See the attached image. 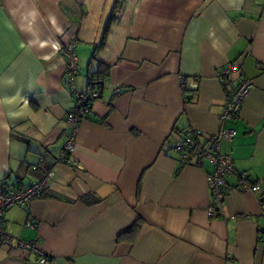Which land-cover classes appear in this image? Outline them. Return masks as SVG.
<instances>
[{"label":"crops","instance_id":"0c3cea01","mask_svg":"<svg viewBox=\"0 0 264 264\" xmlns=\"http://www.w3.org/2000/svg\"><path fill=\"white\" fill-rule=\"evenodd\" d=\"M72 41L78 88L102 80L61 156L73 102L56 48ZM232 63L252 88L221 151L261 191L231 190L212 218L210 166L180 168L173 145L195 130L203 147L221 131L229 90L217 75ZM48 171L44 193L4 215L13 245L0 264H37L14 247L36 236L56 264H264V0H0V185ZM135 221V240H119Z\"/></svg>","mask_w":264,"mask_h":264},{"label":"built area","instance_id":"2783aa9c","mask_svg":"<svg viewBox=\"0 0 264 264\" xmlns=\"http://www.w3.org/2000/svg\"><path fill=\"white\" fill-rule=\"evenodd\" d=\"M74 46V41L66 44L65 46H57V50L62 55L64 64V83L65 88L69 93V97L73 102V107L67 113L66 121L69 126V134L66 143L61 151V156L65 153H72L76 147V135L78 132L79 124L87 119L91 114L93 103L99 98V93L90 88L80 90L78 88V58ZM240 66L232 63L228 67L220 68L217 75L220 82L226 84L229 93L226 103L222 109L220 116L221 131L211 138L204 147H201V132L191 131L186 136L176 140L174 145V153L177 155V165L179 167L188 166L191 161H198L197 154L202 162H206L211 171L207 174V188H209V206L206 209L207 214L212 217H222L224 215L223 205L225 196L231 190L240 193H260L261 188L258 182H248V177L244 173L236 172L231 156L221 151V145L224 142H231L235 137L233 128L226 126V123L231 122L239 114L243 104L245 103L246 96L252 88V82L247 79L236 80L234 73L238 72ZM180 84H187L192 90L197 88L196 79H180ZM119 91L116 90V94ZM62 161V158H60ZM235 176L237 184L235 188L228 185L226 178ZM53 177V172L48 171L39 180L30 182L27 186L21 187L16 185L10 192H4L2 184L0 185V248L11 250L13 239L5 233L4 215L12 207L22 208L29 204L32 200L39 198L47 188V181ZM228 219H232L229 217ZM27 229L34 230L36 224L34 221H28L25 224ZM38 237L36 236L31 241H17L15 249L21 253L34 254L36 256L37 264H56L50 257L43 253L38 246Z\"/></svg>","mask_w":264,"mask_h":264},{"label":"trees","instance_id":"16d2710c","mask_svg":"<svg viewBox=\"0 0 264 264\" xmlns=\"http://www.w3.org/2000/svg\"><path fill=\"white\" fill-rule=\"evenodd\" d=\"M107 31H108V29L107 28H105V30H104V32L102 33V39H101V41L99 42V44L98 45H96L95 46V48H94V51H93V54H92V58H95V53H96V51L98 50V48H101V46H103V43H104V41H105V35L107 34ZM99 67H101V65H99ZM78 77H79V72H78ZM101 80H102V77H100V71L99 72H97V73H94V74H91L89 77H88V83H86L87 84V88H90V89H92V90H95V91H97L98 93H99V97H100V82H101ZM223 83V82H222ZM181 85V84H180ZM223 85L224 86H226V84L225 83H223ZM181 89H182V92L185 94V93H189V92H195L194 90H192V89H190L189 87H188V85L185 83V84H182L181 85ZM191 101V97H188V96H186L185 95V98H184V103L186 104V103H189ZM235 118H237V117H235ZM88 119V118H87ZM235 120V119H234ZM234 120H232V121H234ZM191 131H194V130H191ZM191 131H189V132H191ZM235 131V130H234ZM189 132H187V133H189ZM236 132V131H235ZM236 134V133H235ZM187 134H184L182 137H184V136H186ZM181 137V138H182ZM202 137V136H201ZM178 139H180V138H178ZM177 139V140H178ZM201 139V138H200ZM235 139V138H234ZM233 139V140H234ZM232 140V141H233ZM231 141V142H232ZM209 142H211V140L210 141H208V143ZM176 143V142H175ZM207 143V144H208ZM206 144V145H207ZM223 144V143H222ZM175 145V144H174ZM174 145H173V152H174ZM204 147V146H203ZM200 153V155L202 154V152H199ZM199 154H197V162L198 163H200V162H202V160H200V156ZM175 156H176V162H177V155L175 154ZM231 160H232V158H231ZM233 164H234V162H233ZM179 166V165H178ZM234 168H235V166H234ZM236 170V169H235ZM236 172H239L238 170H236ZM239 173H242V172H239ZM245 174V173H244ZM247 175V174H246ZM232 177H235V176H232ZM247 177H248V182H250V183H255V182H258V181H255V180H251L250 179V177L247 175ZM236 178V177H235ZM236 180H237V178H236ZM2 183H4V182H2ZM259 183V182H258ZM16 186V185H15ZM15 186H7L6 184H4V185H2L1 187H3V188H5L4 189V192H10L12 189H13V187H15ZM263 203H264V201H263ZM131 228H129L127 231H125L122 235H120L119 236V240H123V241H134L135 240V237L137 236V234L139 233V231H140V229H141V223L139 222V221H135L134 222V224L132 225V226H130Z\"/></svg>","mask_w":264,"mask_h":264},{"label":"rangeland","instance_id":"374dc122","mask_svg":"<svg viewBox=\"0 0 264 264\" xmlns=\"http://www.w3.org/2000/svg\"><path fill=\"white\" fill-rule=\"evenodd\" d=\"M78 79H79V77H78ZM78 79H77V80H78Z\"/></svg>","mask_w":264,"mask_h":264}]
</instances>
